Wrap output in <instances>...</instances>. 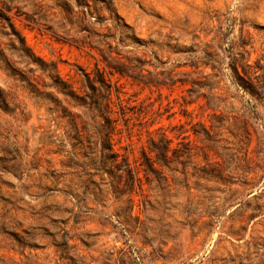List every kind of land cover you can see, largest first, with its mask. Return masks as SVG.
<instances>
[{
    "label": "rangeland",
    "instance_id": "1",
    "mask_svg": "<svg viewBox=\"0 0 264 264\" xmlns=\"http://www.w3.org/2000/svg\"><path fill=\"white\" fill-rule=\"evenodd\" d=\"M7 1L78 92L108 81L132 176L95 171L38 66L0 62V264H264V0Z\"/></svg>",
    "mask_w": 264,
    "mask_h": 264
},
{
    "label": "trees",
    "instance_id": "2",
    "mask_svg": "<svg viewBox=\"0 0 264 264\" xmlns=\"http://www.w3.org/2000/svg\"><path fill=\"white\" fill-rule=\"evenodd\" d=\"M0 2L6 6V11L0 10V62L4 63L5 69L16 72L17 64L38 66L37 68L42 71L44 78L48 81L49 88H53L56 93L61 94L66 101L74 102L85 108L83 116L70 117L71 128H74L72 139L91 150V163L101 168H97L95 171L99 172V170L107 168L109 174H113L112 171L116 168L118 171L113 177L119 180L131 177L127 160L123 159L115 149L114 136L117 132L118 119L114 117L112 90L108 81L99 72L96 77L91 73H85L82 91L78 92L69 79H64L60 75L57 65L44 61L33 52L16 27L13 18L7 14L12 10L6 3L8 1L0 0ZM21 81L26 82L30 93L37 96L36 85L32 83L31 79L21 77ZM120 108L123 111L124 106L121 102ZM77 118H80V123ZM163 145H166V149H168L169 141L164 143V140L158 142L153 140L152 151H158L159 146ZM151 162L153 164L160 163L161 159L157 157Z\"/></svg>",
    "mask_w": 264,
    "mask_h": 264
}]
</instances>
